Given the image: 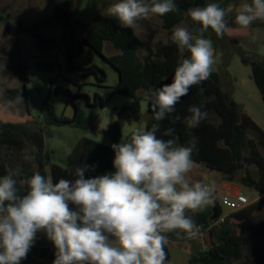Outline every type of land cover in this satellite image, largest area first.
<instances>
[{
  "label": "clouds",
  "instance_id": "clouds-1",
  "mask_svg": "<svg viewBox=\"0 0 264 264\" xmlns=\"http://www.w3.org/2000/svg\"><path fill=\"white\" fill-rule=\"evenodd\" d=\"M178 11L175 0H116L106 9L130 29L140 20ZM186 15L200 25L194 30L198 35L183 25L172 30V42L189 56L175 68L172 82L149 96L158 122L170 117L193 86L209 79L216 61L204 33L211 29L222 37L231 31L218 3L190 8ZM258 20L264 21V0H243L235 23L247 29ZM188 113L183 121L188 129L198 128L208 115L196 105ZM159 130V123L150 130L137 127L127 141L112 144L114 171L95 177H85L95 168L87 164L75 169V179L55 182L39 172L25 176L19 165L7 167L0 177V264H21L41 231L56 249L52 264H166L167 234L198 237L201 226L186 212L212 204L213 192L188 175L197 138L178 145L175 138H158ZM173 133L167 128L163 136ZM23 159L35 157L25 149Z\"/></svg>",
  "mask_w": 264,
  "mask_h": 264
},
{
  "label": "trees",
  "instance_id": "trees-1",
  "mask_svg": "<svg viewBox=\"0 0 264 264\" xmlns=\"http://www.w3.org/2000/svg\"><path fill=\"white\" fill-rule=\"evenodd\" d=\"M219 1L221 0H175L178 12L156 16L161 21V28L167 31L166 42L156 53H153L150 44L142 42L135 35L133 29L123 27L114 17L100 14H95L89 21L81 24L83 37L80 40L78 52H73L69 49V42L74 39L76 31L69 24L71 13L56 7L52 18L57 20L62 28H69L72 32L69 39H66L64 34L62 36V40L66 43L67 69L73 70L71 65L74 57L81 52L82 43L87 44L118 72L119 80L112 88V94L132 99L130 105L120 109V113L130 112L133 119L139 121L142 98L137 93L139 90H145L147 112L150 115L146 120V130H150L152 124L159 123L158 138L165 140L175 138L177 144L183 146H189V141L195 136L197 145L192 155L193 162L203 163L205 168L222 183H232L244 191L264 196V130L245 112L243 106L234 100L232 88L225 87L226 82L223 81L220 73L212 72L208 80L193 86L188 95L175 105V111L170 114V117L163 121L158 122L154 119V112L149 101V96L155 89L172 82L175 68L189 56L187 50L181 52L172 42V29L178 23L191 19L186 15L188 9ZM235 16L236 14L226 17L229 28L236 26ZM199 27L200 25L193 21L189 23V30L193 31L194 35H198L194 30ZM25 29L19 27L17 33ZM241 32L243 33L236 36L247 34L246 30ZM213 33L209 29L204 36L208 39ZM31 34L37 39V43L49 41L42 39L36 29ZM222 37L234 45L239 43L236 37L227 33H224ZM4 40H8V35L0 28V43ZM104 42L111 43L120 53L105 57L102 54ZM142 50L146 51V55L140 58L139 52ZM235 52L240 55L242 63L250 67V78L264 104V59L258 60L246 55L242 50ZM1 53L0 86L4 87L6 97L12 102H17L20 98L27 102L24 84H21L22 87L11 85V75H20L21 79H24L17 43L13 46L8 42V46ZM37 67L52 70L53 64L51 62L37 63ZM79 71L83 77L94 76L98 84L106 80L105 72L95 64L80 67ZM55 93L67 96L68 102L73 107V116L68 118L57 115L54 107L44 101L40 111L43 124L47 126H70L85 131L87 127L81 104L90 108L106 106V101L98 94L90 98L87 94L79 91L71 93L62 87H56ZM192 105L200 107L208 114L196 129H188L183 122L184 117L189 115V106ZM177 115L181 119L173 121L171 117ZM121 127L122 120L118 117L103 134L108 136L112 143H117L121 136ZM167 128L174 129L173 136H163ZM25 149H28L29 154L35 159L25 161L23 159ZM49 152L45 149L43 128L0 122V177L6 174L7 167L17 165L22 167L25 176L30 177L34 172H39L41 175L51 176L54 182L61 178L75 179L72 173L83 164L95 166L94 170L85 173L86 178L114 171L112 148L87 137H81L73 146L65 158L64 166L52 163ZM215 203L214 201L196 214L186 212V215L201 226V230L207 228L203 237L208 248L191 255L189 263L264 264V217L256 215L257 211L264 208V197L238 211L231 212L222 223L210 226L213 224L211 217L215 213ZM237 229H241V232ZM167 235L169 242L181 243L190 240L187 236L179 238L175 233ZM256 237L263 239L257 243H251ZM165 252L168 260L166 245Z\"/></svg>",
  "mask_w": 264,
  "mask_h": 264
},
{
  "label": "rangeland",
  "instance_id": "rangeland-1",
  "mask_svg": "<svg viewBox=\"0 0 264 264\" xmlns=\"http://www.w3.org/2000/svg\"><path fill=\"white\" fill-rule=\"evenodd\" d=\"M114 2L116 0H0V28L8 35V40L0 43V57H2V50L8 46V42L13 46L17 43L24 79H21L20 75H11V85L22 87L23 83L27 95V102L21 98L17 102H12L6 97L4 87L0 86V122L43 128L46 150L50 151L52 163L65 164V155L81 137H87L110 147L114 143L103 132L118 117L122 120V127L117 143L121 140L127 141L131 132L137 127L145 128L146 120L150 117L147 112L145 90H139L137 93L142 98L139 121H135L130 112L120 113V109L130 105L132 99L112 94V88L119 80L118 72L87 44L82 43L81 52L74 57L71 65L73 70L67 69L66 43L62 40V36L64 34L66 39H69L72 32L69 28H62V25L52 18L54 9L60 7L71 13L69 24L76 31V35L74 39L70 40L69 49L78 52V46L83 37L81 24L89 21L95 14L107 15V7ZM242 2L243 0H223L220 6L227 12L226 16L231 17L237 13ZM191 21V19H186L176 26L183 25L189 28ZM138 25L139 27L133 29L135 35L142 42L150 44L153 53H156L167 39V31L161 28V21L156 16H152L150 19L138 21ZM19 27L26 29L17 33ZM237 27L240 26L237 25ZM248 28L255 29V32L258 31L257 35L241 38L236 45L224 37H218L215 33L208 38L213 43L216 61L212 71L221 74L223 81L226 82V84L224 82L226 88H232V94L237 103H244L250 107L253 113L260 116L263 110L261 95L254 82L247 80L251 71L250 67L242 63L240 55L235 51L242 50L246 55L258 60L264 59V21L253 22ZM35 29L42 39L49 41L37 43V39L31 34ZM119 53L111 43L104 42L102 54L105 57H112ZM145 55V50L139 52L140 58ZM43 62H51L53 69L37 67V63ZM91 64L97 65L105 72L104 83L98 84L92 75L87 77L81 75L79 68ZM232 76H235L237 84L233 83ZM240 80L246 81L245 84ZM56 87L66 88L71 93L79 91L87 94L90 98H93L94 94H98L106 101V106L90 108L81 104L87 127L85 131L70 126H47L43 124L40 111L44 101L54 107L57 115L68 118L73 116V107L68 102L67 96L56 94ZM262 113V117H258V121L264 128V112ZM188 175L193 181H200L209 186L213 184V177L206 172L203 163L194 162ZM249 192L244 193L247 199L250 198ZM219 206L224 213L226 208ZM174 249L175 246H171L172 252ZM180 249L189 251L191 245L189 243L182 244ZM55 252L56 249L46 234L42 231L38 232L32 248L21 264H52Z\"/></svg>",
  "mask_w": 264,
  "mask_h": 264
},
{
  "label": "crops",
  "instance_id": "crops-1",
  "mask_svg": "<svg viewBox=\"0 0 264 264\" xmlns=\"http://www.w3.org/2000/svg\"><path fill=\"white\" fill-rule=\"evenodd\" d=\"M222 1L223 0H221L219 2H215V3H218L219 5H222L221 4ZM235 14H237V13H235ZM226 17H228V16H226ZM229 29H231V31H228V32H225V33H227V35L236 37L238 39V41L241 38L252 37V36L257 35V33H258V31L255 32V29H249V28L244 29V28H241V27H237V24H236V26L234 28H229ZM244 30L247 31V34L245 36H236L237 34L243 33L241 31H244ZM232 55H233V53H232ZM212 72H214V71H212ZM250 73H251V71H250ZM247 80L253 81L250 78V75H249V79H247ZM232 81H233V83L237 84V80H236L235 76H232ZM240 81L243 82L244 84L246 82L244 80H240ZM239 104H241L243 106V109L245 110V112L254 120V122L256 124H258L259 126H261L259 124L258 117H262V114H263L262 112H264V104H263V101H262V108H263V110H262L260 116L258 114H255V112L253 113L250 110V107L246 106L244 103L239 102ZM1 123L6 124V123H9V122H1ZM11 124H13V123H11ZM262 129L264 130L263 127H262ZM45 149H46V144H45ZM67 154L65 155V158H66ZM64 165L65 164L60 165V166H64ZM206 172L209 174V176L213 177L212 178L213 184H212L211 187L212 188H218L219 192L222 193V194H226V193H228V194H231V193H240V194L244 195V193L247 192V191L242 190L239 186H237L235 184H232V183L225 184V183L220 182L217 179V177L213 173H210L207 169H206ZM249 194H250V198L248 199V205H250V204H252V203L260 200L262 197H264L263 195H257V194H254L252 192H249ZM218 199H219L218 197L212 196L213 202L215 201L216 202L215 204H218L219 205V203H218L219 200ZM230 213H231V211H228L227 209H226V211L224 213H222L221 208H220V215L215 220H212V217H211V220L213 221V224H211L210 226H212V225H218V224L222 223L224 221V219ZM256 215L257 216H260V217H264V208H262L259 211H257L256 212ZM206 229L202 230V233L200 235H198V237L192 238V239L187 240L185 242H181V243L169 242L166 245L167 246V251H168V254H169V259L166 261V264H190L189 263V259H190V256L191 255H194L197 251L206 250L208 248L207 247V244H206V241L204 240V237H203L204 236V232L206 231ZM237 230H238V232L239 231L241 232V229H237ZM262 239L263 238H261V237H258V238L256 237V238H254V240H252L251 243H257V242L261 241ZM186 243H189L191 245V250L186 251V250L180 249L181 248V245L182 244H186ZM171 246H175L174 252L171 251ZM233 264H238V263L237 262H234Z\"/></svg>",
  "mask_w": 264,
  "mask_h": 264
},
{
  "label": "built area",
  "instance_id": "built-area-1",
  "mask_svg": "<svg viewBox=\"0 0 264 264\" xmlns=\"http://www.w3.org/2000/svg\"><path fill=\"white\" fill-rule=\"evenodd\" d=\"M212 192L214 196L219 198V205L225 207L228 211H238L248 205L247 197L240 193L222 194L219 192L218 188H212ZM201 233L202 230L200 228V234Z\"/></svg>",
  "mask_w": 264,
  "mask_h": 264
},
{
  "label": "water",
  "instance_id": "water-1",
  "mask_svg": "<svg viewBox=\"0 0 264 264\" xmlns=\"http://www.w3.org/2000/svg\"><path fill=\"white\" fill-rule=\"evenodd\" d=\"M215 213L212 216V220H215L220 215V207L218 204H215Z\"/></svg>",
  "mask_w": 264,
  "mask_h": 264
}]
</instances>
